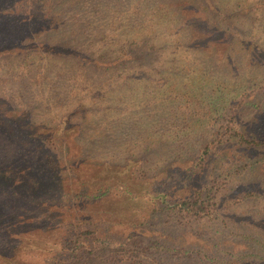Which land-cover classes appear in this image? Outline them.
<instances>
[{"label":"trees","instance_id":"obj_1","mask_svg":"<svg viewBox=\"0 0 264 264\" xmlns=\"http://www.w3.org/2000/svg\"><path fill=\"white\" fill-rule=\"evenodd\" d=\"M49 1L40 9L36 0H0V61L24 65L9 73L18 87L0 91V264L119 263L166 210L207 217L190 198L215 141L231 134L264 145L232 129L244 111L250 120L264 114V85L259 100L249 97L264 72V0H135L134 18L142 5L153 25L127 30L123 41L106 40L110 8L85 4L120 0ZM96 17L101 24H91ZM185 41V59L200 53L212 75L195 78L191 66L185 78L167 73L163 59ZM150 131L160 140L150 141ZM151 150L160 157L148 162ZM161 150L173 158L164 162Z\"/></svg>","mask_w":264,"mask_h":264},{"label":"rangeland","instance_id":"obj_2","mask_svg":"<svg viewBox=\"0 0 264 264\" xmlns=\"http://www.w3.org/2000/svg\"><path fill=\"white\" fill-rule=\"evenodd\" d=\"M26 1L33 4L35 0ZM36 1L40 5V9L46 5L50 6L49 0ZM81 1L85 3L86 0ZM96 3L85 4L91 9H95L93 7L99 9L105 6V8H110L112 11L111 17H107L108 21L105 24L97 17L91 20L93 25L102 23L107 29L112 27V30L108 32L110 37L106 38L107 41H123L127 30L129 32L130 29L137 27L139 31L143 26L153 25L148 14L143 13V16L141 15V10L145 9L142 5H140L138 13L141 18H134L135 0H120L110 7L106 4L99 5ZM39 5H34V8L39 9ZM82 6L84 7V4ZM105 8H102V10ZM129 10L132 11L130 14H124L125 11L129 12ZM82 14L88 15L86 17L94 15L93 12H83ZM65 18L69 19L68 17ZM122 23H125L126 27H123ZM67 24L73 26L77 23L68 22ZM178 46L179 49L175 56L168 55L166 59H163L164 67L168 68L167 73L174 72L185 78L186 67L191 66L193 69L192 75L195 78L199 74L212 75L210 64L200 61L198 56L200 53L194 55V59H185V52L188 50L186 41L179 42ZM116 47H125L130 53H135V50L126 45L119 44ZM241 61V70L247 74L250 63L246 60ZM22 63L23 61L20 59H10V61L4 59L0 61V66L4 65L9 68L16 66L17 69H20L24 67ZM64 65L67 67V64ZM6 67L0 69V79L4 80L3 85L0 83V91L2 93L8 91L6 95H10L9 88L18 87V85L9 76V73H17V69L15 67V70H6ZM221 73L220 76L225 75L222 71ZM63 81L66 82V79H63ZM255 82L256 87L254 90H258V86L264 85V72L257 76ZM244 91L247 90L240 89L237 92L242 93ZM261 93L262 90H258L256 93L252 91L249 97H253L252 100L255 98L259 100L263 95ZM36 94L39 96L40 92ZM61 108H63V105L59 104V109ZM93 108L94 105L92 104L90 109H87L88 112ZM243 113L236 119V123L240 127L237 129L235 123V126L232 125V129L241 130L249 139H264V114L250 120L249 111ZM213 120L215 121V119ZM224 121L221 118L215 122L216 129L214 132L219 128L221 131L223 130L221 125ZM154 122L155 120L149 121L145 126L153 128ZM207 132L209 133V131ZM147 135L153 138L150 141L160 140L158 138L160 133L158 132L150 131ZM228 137H230L228 142L219 143L215 141L202 172L193 181L196 190L194 196L190 199L195 201L198 206L203 207L207 217L194 218L184 214L180 215L172 210H166L161 213L163 217L161 215L155 216L156 221L153 225L143 231V236L140 237L141 242L137 246V252L126 256L125 259L115 264H217L218 259L239 261L245 264H264V145L246 144L241 142L238 136L231 134L224 136L222 139ZM160 152L165 155L161 156L164 158V162H169L173 158L167 150H161ZM141 153L142 148L138 155H141ZM145 157L148 162H152L160 156H158V151L151 150ZM174 170L176 171L177 167ZM166 186L175 187L176 185L169 182ZM248 193H257L259 196L256 198L255 196H249ZM62 211L60 217L62 220L67 221L70 218V210L62 209ZM230 215L233 216L232 220L227 218ZM252 219L260 220L262 227L256 228L253 223L248 222ZM181 220L186 225L177 229L175 226ZM155 229H158L159 233H154ZM150 230L151 232H149ZM173 247L185 251L175 250L179 254L177 255L171 250ZM207 257L213 259V261L210 262ZM62 260L63 262L56 259L50 261V264H71V261L66 258Z\"/></svg>","mask_w":264,"mask_h":264}]
</instances>
